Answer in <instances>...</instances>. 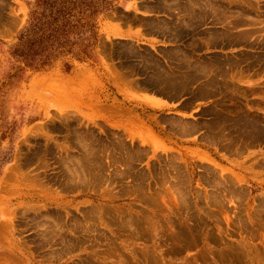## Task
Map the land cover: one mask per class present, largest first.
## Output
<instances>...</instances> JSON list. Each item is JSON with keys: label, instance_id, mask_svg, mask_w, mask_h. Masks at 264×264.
<instances>
[{"label": "rangeland", "instance_id": "rangeland-1", "mask_svg": "<svg viewBox=\"0 0 264 264\" xmlns=\"http://www.w3.org/2000/svg\"><path fill=\"white\" fill-rule=\"evenodd\" d=\"M263 203L264 0H0V264H264Z\"/></svg>", "mask_w": 264, "mask_h": 264}, {"label": "trees", "instance_id": "trees-1", "mask_svg": "<svg viewBox=\"0 0 264 264\" xmlns=\"http://www.w3.org/2000/svg\"><path fill=\"white\" fill-rule=\"evenodd\" d=\"M42 2H45V0H40ZM34 21V20H33ZM48 22H39V30L42 32L37 39V48L36 50L32 49L33 43L31 41V27H26L19 36V40L22 42L21 47L17 50V52L20 54V56H23L26 61H28L30 64L32 61H34V58L38 57V59H43L47 56L48 51L52 49H56L59 46L66 45L68 43V35L70 32V28H73L75 25L70 26L68 23V20L63 24L64 31L60 33V37L54 38L55 31L52 33L53 30H51L49 33L44 34V26ZM31 24V23H30ZM49 24V23H48ZM50 23L49 25H51ZM69 27V29H68ZM49 31V30H48ZM49 41V42H48ZM44 62V61H43Z\"/></svg>", "mask_w": 264, "mask_h": 264}, {"label": "crops", "instance_id": "crops-1", "mask_svg": "<svg viewBox=\"0 0 264 264\" xmlns=\"http://www.w3.org/2000/svg\"><path fill=\"white\" fill-rule=\"evenodd\" d=\"M126 2H130V0H126ZM137 5L139 7L143 6L141 1L137 2ZM121 32H117L116 34H114L117 37H121V38H125L128 40H135L138 39V37H143L146 39L145 41H143L142 39L140 40L141 42H146V43H150V41H152V39L154 38L152 35L149 34H144L142 33V30L136 28V26H129V25H125L123 27L120 28Z\"/></svg>", "mask_w": 264, "mask_h": 264}, {"label": "bare ground", "instance_id": "bare-ground-1", "mask_svg": "<svg viewBox=\"0 0 264 264\" xmlns=\"http://www.w3.org/2000/svg\"><path fill=\"white\" fill-rule=\"evenodd\" d=\"M262 203V202H261ZM264 204V203H263ZM260 205V204H259ZM261 206V205H260ZM264 206V205H263Z\"/></svg>", "mask_w": 264, "mask_h": 264}]
</instances>
